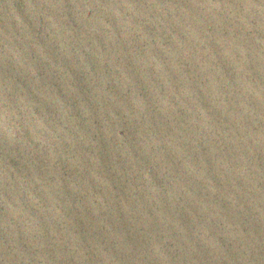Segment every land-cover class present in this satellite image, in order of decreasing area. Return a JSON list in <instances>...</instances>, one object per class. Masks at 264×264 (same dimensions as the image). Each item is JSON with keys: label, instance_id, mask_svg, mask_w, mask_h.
Here are the masks:
<instances>
[{"label": "water", "instance_id": "95a60500", "mask_svg": "<svg viewBox=\"0 0 264 264\" xmlns=\"http://www.w3.org/2000/svg\"><path fill=\"white\" fill-rule=\"evenodd\" d=\"M0 264H264V0H0Z\"/></svg>", "mask_w": 264, "mask_h": 264}]
</instances>
